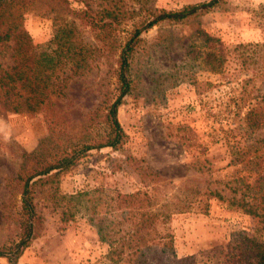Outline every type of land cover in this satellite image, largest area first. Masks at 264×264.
<instances>
[{
	"label": "rangeland",
	"instance_id": "374dc122",
	"mask_svg": "<svg viewBox=\"0 0 264 264\" xmlns=\"http://www.w3.org/2000/svg\"><path fill=\"white\" fill-rule=\"evenodd\" d=\"M28 1L23 26L32 44L47 51L55 5ZM124 1L137 10L130 0L118 4ZM201 1L148 0V6L178 9ZM81 6L68 1L72 9ZM139 15L110 39L95 38L76 20L83 41L91 44L93 67L71 78L57 100L69 133L79 137L87 111L103 93H113L117 45ZM9 53L0 49V63L9 62ZM129 75L130 92L117 110L124 143L92 149L35 185L40 219L19 262L136 264L108 259L109 244L99 229L111 227L117 194L139 192L133 206L169 214L165 224L154 220L152 233L169 231L178 258L256 264L257 250L242 237L264 241V0H224L199 17L143 31ZM48 136L44 112L0 107V247L18 238L16 176L26 166L24 154L40 144L52 147L44 143Z\"/></svg>",
	"mask_w": 264,
	"mask_h": 264
},
{
	"label": "trees",
	"instance_id": "16d2710c",
	"mask_svg": "<svg viewBox=\"0 0 264 264\" xmlns=\"http://www.w3.org/2000/svg\"><path fill=\"white\" fill-rule=\"evenodd\" d=\"M51 1L55 5L52 47L44 51L32 44L23 26L29 1L0 0V49L10 51L9 62L0 63V107L14 112H44L49 130L44 143L52 144V147L40 144L31 153L24 154L26 166L16 176L20 196L16 219L18 238L0 247V257L5 258L6 264H22L19 257L35 237L40 219L33 201L35 185L43 177L67 170L92 149H118L124 143L126 134L117 110L131 89L130 60L141 33L155 25L177 24L199 17L224 0H205L178 9L150 7L148 0H130L139 4L137 10L125 1L119 5L118 0H77L82 4L78 9L68 7L69 0ZM134 14L140 15L131 19L117 45L113 93H103L87 111L79 122V137L69 133L65 122L60 121L57 100L65 96L71 78L93 67L89 62L91 44L83 41L76 20L94 32L95 38L110 39ZM98 126H103L101 132ZM137 194H117V214L113 212L115 219L111 227L99 229L102 239L109 244L108 259L136 264H189L188 258L176 256L169 231L155 229L152 233L154 220L165 224L169 214L161 208L151 211L146 206H133L132 199ZM121 202L125 204L118 205ZM236 204L247 213L259 215L243 203ZM242 240L257 250L256 264H264V241L246 236Z\"/></svg>",
	"mask_w": 264,
	"mask_h": 264
}]
</instances>
